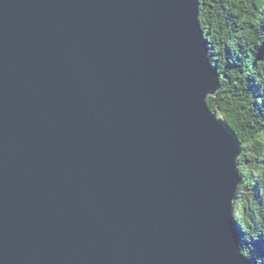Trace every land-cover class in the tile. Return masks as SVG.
<instances>
[{
    "label": "water",
    "instance_id": "95a60500",
    "mask_svg": "<svg viewBox=\"0 0 264 264\" xmlns=\"http://www.w3.org/2000/svg\"><path fill=\"white\" fill-rule=\"evenodd\" d=\"M199 13L0 0V264H251Z\"/></svg>",
    "mask_w": 264,
    "mask_h": 264
},
{
    "label": "trees",
    "instance_id": "16d2710c",
    "mask_svg": "<svg viewBox=\"0 0 264 264\" xmlns=\"http://www.w3.org/2000/svg\"><path fill=\"white\" fill-rule=\"evenodd\" d=\"M210 60L221 75L218 108L244 147L233 218L242 253L264 264V0H199Z\"/></svg>",
    "mask_w": 264,
    "mask_h": 264
}]
</instances>
